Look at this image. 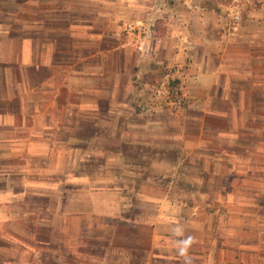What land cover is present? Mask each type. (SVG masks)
<instances>
[{
	"label": "crops",
	"instance_id": "1",
	"mask_svg": "<svg viewBox=\"0 0 264 264\" xmlns=\"http://www.w3.org/2000/svg\"><path fill=\"white\" fill-rule=\"evenodd\" d=\"M227 1L0 0V264H264V0Z\"/></svg>",
	"mask_w": 264,
	"mask_h": 264
},
{
	"label": "built area",
	"instance_id": "2",
	"mask_svg": "<svg viewBox=\"0 0 264 264\" xmlns=\"http://www.w3.org/2000/svg\"><path fill=\"white\" fill-rule=\"evenodd\" d=\"M247 0H228L224 15L229 19L230 23L239 25L244 21V5ZM131 35L137 40L136 48L144 49V28L142 25H132L129 27ZM188 66L187 62L178 63L168 68L166 77L162 81L154 83L153 96L156 104L162 108H168L170 111L176 112L185 107L189 103V92L185 83V71Z\"/></svg>",
	"mask_w": 264,
	"mask_h": 264
},
{
	"label": "rangeland",
	"instance_id": "3",
	"mask_svg": "<svg viewBox=\"0 0 264 264\" xmlns=\"http://www.w3.org/2000/svg\"><path fill=\"white\" fill-rule=\"evenodd\" d=\"M133 26H134V24H133ZM131 37H132V39L131 40H133V42L135 41V39L133 38V35H131ZM185 106H187V104L185 105ZM180 110V109H179ZM177 112V111H176ZM149 153L150 154H154V155H156L155 153H153L151 150H149ZM94 163H89V168H92L93 169V171L95 172V165H93Z\"/></svg>",
	"mask_w": 264,
	"mask_h": 264
}]
</instances>
